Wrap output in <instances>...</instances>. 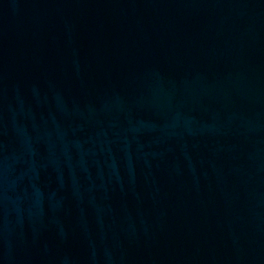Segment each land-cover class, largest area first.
<instances>
[{"label": "water", "instance_id": "obj_1", "mask_svg": "<svg viewBox=\"0 0 264 264\" xmlns=\"http://www.w3.org/2000/svg\"><path fill=\"white\" fill-rule=\"evenodd\" d=\"M0 264H264V0H0Z\"/></svg>", "mask_w": 264, "mask_h": 264}]
</instances>
